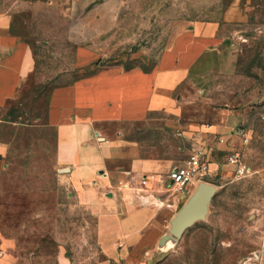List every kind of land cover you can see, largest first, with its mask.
Listing matches in <instances>:
<instances>
[{
    "label": "rangeland",
    "instance_id": "1",
    "mask_svg": "<svg viewBox=\"0 0 264 264\" xmlns=\"http://www.w3.org/2000/svg\"><path fill=\"white\" fill-rule=\"evenodd\" d=\"M238 1L239 20L227 13L234 0H0V12L13 13V29L31 40L37 59L25 94L11 110L15 121H0L6 142L0 153V242L7 239L11 258L60 264L65 255L84 264L100 257L95 218L77 201L57 162L55 128L45 118L51 89L101 65L151 68L181 25L216 21L232 41L236 69L211 73L201 84L183 80L177 119L228 125L215 132L220 142L231 130L242 133L229 138V148L217 147L218 169L207 180L218 190L207 217L156 264H244L245 257L253 264L264 215V0ZM157 116L135 132L146 150L159 152L151 156L180 164L204 142L167 126L174 114ZM231 152L239 153L238 164L228 161ZM167 191L178 201L166 206L169 220L190 193Z\"/></svg>",
    "mask_w": 264,
    "mask_h": 264
},
{
    "label": "crops",
    "instance_id": "2",
    "mask_svg": "<svg viewBox=\"0 0 264 264\" xmlns=\"http://www.w3.org/2000/svg\"><path fill=\"white\" fill-rule=\"evenodd\" d=\"M238 3L234 0L229 7V18H243ZM13 23L12 12H0L2 122L15 121L11 110L19 105L29 76L37 67L31 40L14 30ZM231 42L219 32L218 22L196 21L181 25L151 68L101 65L51 89L45 118L55 128L57 162L66 171L65 178L74 187L77 201L95 218L100 257L84 264H156L165 257L158 242L172 218L167 220L166 206L178 201L171 193L169 197L164 195L168 188L159 179L175 165L170 159L151 156L159 152L146 150L135 132L148 127L160 113L174 114L165 122L167 126L181 129L184 138L204 141L196 145L209 148L215 159L212 172L216 171L217 147L229 148V138L242 130L222 134L224 140L220 142L214 139L215 132L229 130L228 125L177 119L182 102L177 90L185 79L194 85L216 71L234 72L236 54ZM209 142H213L211 147ZM5 148L6 142L0 138V153ZM145 176L148 182L140 183ZM121 180H130L143 190H126ZM170 197L173 201L167 203ZM260 220V241L253 264H264V215ZM7 244V239L0 242V264H20L7 253ZM212 260L206 258V263ZM60 261L73 264L65 255ZM242 261L252 262L250 257Z\"/></svg>",
    "mask_w": 264,
    "mask_h": 264
},
{
    "label": "built area",
    "instance_id": "3",
    "mask_svg": "<svg viewBox=\"0 0 264 264\" xmlns=\"http://www.w3.org/2000/svg\"><path fill=\"white\" fill-rule=\"evenodd\" d=\"M227 159L231 163L238 164L239 153L231 152ZM214 160L209 149L205 147L195 148L182 163L173 166L167 175L162 176L159 180L164 181L167 188L174 193H191L199 181H208L207 177L212 173ZM120 182L126 190H143L142 187L135 185L130 180H121ZM147 182L146 176L140 181L142 184Z\"/></svg>",
    "mask_w": 264,
    "mask_h": 264
},
{
    "label": "water",
    "instance_id": "4",
    "mask_svg": "<svg viewBox=\"0 0 264 264\" xmlns=\"http://www.w3.org/2000/svg\"><path fill=\"white\" fill-rule=\"evenodd\" d=\"M217 190L218 186L212 182L201 180L197 183L187 200L170 219L169 229L161 235L158 242L161 251L175 245L190 226L207 217Z\"/></svg>",
    "mask_w": 264,
    "mask_h": 264
}]
</instances>
